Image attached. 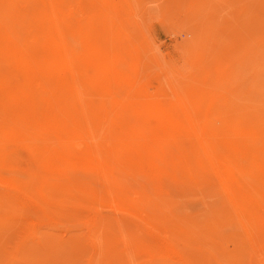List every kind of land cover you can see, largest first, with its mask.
Returning <instances> with one entry per match:
<instances>
[{"label":"rangeland","instance_id":"374dc122","mask_svg":"<svg viewBox=\"0 0 264 264\" xmlns=\"http://www.w3.org/2000/svg\"><path fill=\"white\" fill-rule=\"evenodd\" d=\"M0 264H264V0H0Z\"/></svg>","mask_w":264,"mask_h":264},{"label":"bare ground","instance_id":"6f19581e","mask_svg":"<svg viewBox=\"0 0 264 264\" xmlns=\"http://www.w3.org/2000/svg\"><path fill=\"white\" fill-rule=\"evenodd\" d=\"M12 42V41H11ZM59 43V42H58ZM57 44V43H56ZM55 44V45H56ZM62 45V44H61ZM17 46V45H16ZM16 46H13V47H15L16 48ZM9 47V46H8ZM12 46H11V48H13ZM52 47V46H51ZM10 48V47H9ZM17 49H18V47H17ZM52 50V49H51ZM19 51V50H18ZM15 52V51H14ZM56 52H57V50H56ZM64 53V52H63ZM15 54V53H14ZM20 56V55H19ZM65 57V56H64ZM57 61V60H56ZM70 61V60H69ZM72 62V61H71ZM65 64V63H64ZM69 65L71 66V64H70V62H69ZM69 65H67V67L69 66ZM54 67V66H53ZM66 69V68H65ZM65 71V70H64ZM60 72V71H59ZM31 104V103H30ZM35 116V115H34ZM156 116V115H155ZM38 118V117H37ZM163 120V119H162ZM40 121V120H39ZM164 123H165V121H164ZM168 123V122H167ZM166 125V124H165ZM171 125V124H170ZM177 125V124H176ZM166 126H168V125H166ZM165 126V127H166ZM172 126V125H171ZM180 126V125H179ZM163 127V126H162ZM167 128V127H166ZM169 128V127H168ZM170 129V128H169ZM176 129V128H175ZM171 130H172V128H171ZM169 131V130H168ZM243 222V221H242ZM248 222V221H247ZM244 224H245V222H244Z\"/></svg>","mask_w":264,"mask_h":264}]
</instances>
